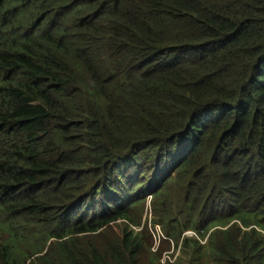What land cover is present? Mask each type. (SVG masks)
Segmentation results:
<instances>
[{"label": "trees", "instance_id": "16d2710c", "mask_svg": "<svg viewBox=\"0 0 264 264\" xmlns=\"http://www.w3.org/2000/svg\"><path fill=\"white\" fill-rule=\"evenodd\" d=\"M149 195L184 264H264V0H0V264H162Z\"/></svg>", "mask_w": 264, "mask_h": 264}, {"label": "rangeland", "instance_id": "374dc122", "mask_svg": "<svg viewBox=\"0 0 264 264\" xmlns=\"http://www.w3.org/2000/svg\"><path fill=\"white\" fill-rule=\"evenodd\" d=\"M152 198L149 195L147 197V203H146V209L143 216V222H142V228H132L133 230H136V232H140L142 229L147 230L146 234L149 236V240L146 243V246L151 243V247L149 245V249H143V252L147 256V260H155L156 257L159 259V262H179L180 264H184L185 262L189 261L191 259V255H187L184 253V249H181L182 242L179 244V246H176L175 243L169 242V240L165 237V234L160 226H157L155 223L156 218L153 216L152 211ZM134 208V207H133ZM133 210V209H132ZM136 213L139 214L140 209H137L136 207ZM133 213V212H132ZM128 223H125L123 221L117 222L115 225V230L118 232L119 230H123L124 227ZM115 231L110 232V236L116 235ZM185 237L187 238H197L196 234L193 232H186ZM206 242H203L205 244ZM144 255V257H145ZM146 262V261H145Z\"/></svg>", "mask_w": 264, "mask_h": 264}, {"label": "built area", "instance_id": "2783aa9c", "mask_svg": "<svg viewBox=\"0 0 264 264\" xmlns=\"http://www.w3.org/2000/svg\"><path fill=\"white\" fill-rule=\"evenodd\" d=\"M161 262H162V264L166 263V262H164V261H162V260H161Z\"/></svg>", "mask_w": 264, "mask_h": 264}]
</instances>
